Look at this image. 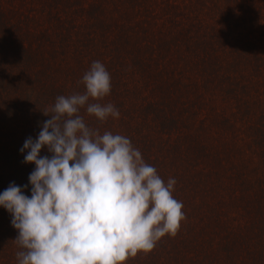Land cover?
<instances>
[{
  "label": "trees",
  "instance_id": "trees-1",
  "mask_svg": "<svg viewBox=\"0 0 264 264\" xmlns=\"http://www.w3.org/2000/svg\"><path fill=\"white\" fill-rule=\"evenodd\" d=\"M153 2L0 0V193L15 183L30 197L28 177L35 164L23 162L24 141L37 138L41 125L50 118L44 112L56 97L85 91L83 75L94 61H100L110 73V93L89 102L112 103L120 115L100 121L87 114L86 106L79 115L101 135L111 132L129 138L165 184L169 178L181 181L172 193L183 203L185 213L176 235H164L153 250L135 257L170 264H257L264 257L263 250L258 253L252 247V236L264 215V122L245 124L257 153L248 162L238 153L233 138L220 137L222 129L232 134L236 124L184 122L181 110L185 106L178 104L191 92L200 107L199 85L183 82L169 65L153 66L149 50L155 46L169 50L178 39L188 48L193 37L189 25L164 14L174 3L160 5L162 14L156 15ZM157 17H162L161 23L168 21L166 27L161 25L164 29L157 30ZM203 60L188 57L185 64L201 66ZM127 73L132 84L124 77ZM208 108L209 120L217 123L222 115ZM211 127L217 130L214 137L209 134ZM173 130L179 132L170 137ZM39 155L51 156L46 148ZM195 189L204 194L198 200L191 198ZM179 191L185 192L183 199ZM224 206L241 207L253 219L241 227L229 225L221 217ZM214 224L219 228L211 229ZM216 234L221 239L213 245ZM185 249L196 255L186 256Z\"/></svg>",
  "mask_w": 264,
  "mask_h": 264
},
{
  "label": "clouds",
  "instance_id": "clouds-1",
  "mask_svg": "<svg viewBox=\"0 0 264 264\" xmlns=\"http://www.w3.org/2000/svg\"><path fill=\"white\" fill-rule=\"evenodd\" d=\"M81 82L85 91L56 97L37 138L20 149L23 162L35 164L30 197L15 183L0 193L18 230V264H124L175 236L185 219L174 178L165 184L129 138L101 135L79 115L86 106L100 121L119 117L112 103L89 102L110 93L105 66L94 61ZM42 148L51 156H40Z\"/></svg>",
  "mask_w": 264,
  "mask_h": 264
},
{
  "label": "rangeland",
  "instance_id": "rangeland-1",
  "mask_svg": "<svg viewBox=\"0 0 264 264\" xmlns=\"http://www.w3.org/2000/svg\"><path fill=\"white\" fill-rule=\"evenodd\" d=\"M166 2L174 3L175 7L168 8L164 14L175 15L184 24L189 25L193 40L188 48H184L180 39L177 43L171 44L169 50L155 46L153 51L149 50L151 63L153 66L169 65L174 69V75H179L178 77L189 85H191L190 81H196L203 95L199 98L200 107L193 100L191 92L182 96L178 104L185 106L181 110V118L183 117L184 122L185 119L189 120L188 124H199L200 121L207 124H236L237 128L232 131V134L229 133V129H222L221 131H224L221 132L220 137L225 140L228 137L233 138L237 144L238 153L246 162L255 160L256 149L250 142L245 124L264 122V1L155 0L151 5L156 3L153 6L156 15L162 14L160 5ZM156 22L157 30L164 29L161 27L162 24L165 27L168 24V21L161 23L162 17H157ZM153 30L156 34V26H153ZM145 40L144 37L141 38L143 45H146ZM147 50L148 48H145V51ZM182 53L184 57L179 56ZM198 56L204 59L203 65L185 64L188 57L196 59ZM134 75L133 79L136 80L138 75L136 73ZM124 77L127 78L128 84H132L129 78L130 73L124 74ZM208 106L214 108L219 116L222 115L217 123L209 120L212 113ZM260 114H263L261 118ZM178 132L173 130L169 136L173 137ZM209 134L214 137L217 135V130L211 127ZM152 155L153 153H149V156L152 157ZM163 167L165 168L166 165ZM170 170L171 168L167 171ZM176 170L179 169L176 168ZM179 182L181 181L176 179V184ZM184 193L179 191L180 199H183ZM203 195L200 189H195L192 191L191 198L198 200ZM224 208L221 217L229 222V225L241 227L253 219L244 214L241 207L224 206ZM261 218V226L258 230L255 228L256 234L252 236L254 241L252 247L255 251L260 250L258 253L263 250L264 254V215ZM11 220V214L0 206V264H18L16 253L21 249L14 241L18 236V230L12 227ZM215 228H219L217 224L211 227V229ZM220 239V235L216 234L213 245H216ZM196 252L200 254V250ZM184 253L191 257L196 255L194 251L187 249ZM245 255L242 254L240 257ZM124 264L170 263L153 262L151 258L130 257ZM257 264H264V257Z\"/></svg>",
  "mask_w": 264,
  "mask_h": 264
}]
</instances>
